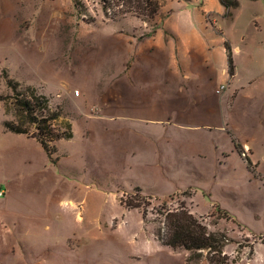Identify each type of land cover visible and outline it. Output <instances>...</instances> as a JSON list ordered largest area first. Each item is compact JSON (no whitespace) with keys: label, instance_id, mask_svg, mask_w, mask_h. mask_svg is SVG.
Wrapping results in <instances>:
<instances>
[{"label":"rangeland","instance_id":"rangeland-1","mask_svg":"<svg viewBox=\"0 0 264 264\" xmlns=\"http://www.w3.org/2000/svg\"><path fill=\"white\" fill-rule=\"evenodd\" d=\"M237 1L228 11L219 0H0V264H264V0ZM164 25L201 38L171 50L170 65L187 78L170 99L158 91L177 78L162 33L142 49ZM212 43L210 61L196 63L194 47ZM3 69L72 123L74 136L51 155L5 130L6 120L25 122ZM129 75L135 109L117 92ZM213 85L212 119L224 135L215 125H170L176 107L194 108L182 96L199 100ZM136 119L152 140L130 137ZM236 138L251 149L238 141L242 158L231 153ZM133 182L156 191L135 196ZM182 205L217 247L160 242L166 213Z\"/></svg>","mask_w":264,"mask_h":264},{"label":"trees","instance_id":"trees-1","mask_svg":"<svg viewBox=\"0 0 264 264\" xmlns=\"http://www.w3.org/2000/svg\"><path fill=\"white\" fill-rule=\"evenodd\" d=\"M178 1L189 3L192 0ZM219 1L228 9V11L239 5L237 0ZM76 7H78L77 4ZM156 13L157 12L154 10L151 16L155 17ZM226 48L229 70L230 73L233 74L234 66L232 52L228 49L229 46L227 43ZM2 74L6 79L8 87L12 91L11 98L15 100V108L17 111L21 112L25 122L23 123L22 121L16 123L14 121L6 120L4 122L6 131L16 134L30 135V137L39 142L42 148L50 155L57 151V143L60 140H69L74 136L72 123L68 118H62L60 108H51L49 97L39 93L32 85L21 84L19 81L11 77L6 69H3ZM3 99L5 98L0 97V101ZM23 124L25 125L23 126ZM27 125L32 128L27 127ZM30 129H33L31 134ZM235 145L238 152L241 153L239 143L235 142ZM244 159L248 165L251 166L252 161L250 158L246 156ZM131 188L132 193L135 194V196L141 198L149 197V194H147L149 191L147 189L139 185H134ZM130 204L134 203H129L128 206H133L136 209L141 207L140 204ZM157 236L164 246H168L174 251L186 250L195 252L205 249L211 250L217 247L215 244V241L217 240L215 234L208 233L206 227L198 223L196 217L193 216L183 205L166 213L163 227L158 230Z\"/></svg>","mask_w":264,"mask_h":264},{"label":"crops","instance_id":"crops-1","mask_svg":"<svg viewBox=\"0 0 264 264\" xmlns=\"http://www.w3.org/2000/svg\"><path fill=\"white\" fill-rule=\"evenodd\" d=\"M219 3H220V1H219ZM163 27H164L163 31L154 33L150 36V38L148 39L149 42L144 44V46H142V49L148 47L150 45V43H153L155 46L160 45L161 41L158 40V33H162L163 40H164V42H166V45L169 47V48L165 47L166 50L168 51L167 55L165 56V64L171 70L169 75L170 76H176L177 78L174 81L171 79V81L169 80L167 82L169 85L166 88L165 92H163V89L161 86H158V91L164 93L167 96V98L170 99L172 92L177 91V92L182 93V90L179 89V88H182L180 84L182 82H184V80H186V78H187V72L182 73L180 71L181 66H178L176 63H175V66L177 68L170 65L171 60H169V59H170L171 50L176 49L177 51H181V49L186 48V43H188L189 41L200 40L201 38L198 35H196V36H198L200 39L199 38H190V37H187L185 34L177 32L176 30H174L170 27H167L165 25ZM221 36H222V34H221ZM146 40H147V38L145 39V41ZM141 43H143V42H141ZM212 45H213V43L211 45H209L206 49H204V47H203L204 45H202V48L199 46H196V47H194V49L187 46V52L189 49H193L197 52V54L199 56H197L195 58L196 63H198V57H202L203 62H208V61H210V55L207 52H209V50L212 48ZM224 51H225V53L227 52L226 42H225V48L224 49L220 48L221 54H223ZM227 71H228V69L226 67V64H224L222 66V68L218 69V72L222 73L223 75L227 74ZM129 72L130 71H128L127 73H129ZM199 72H200V75L202 74L203 76L214 77L215 76L214 73L216 71L215 70H213V71L208 70L207 72H205L204 70L203 71L196 70L195 74L197 76H199ZM131 86H132V81H131V76L129 75L128 79H125V83L122 86V90L117 91V92L122 95V99L126 103H130V105H132V107H134V109H135V108L140 107V104L138 103L137 96L133 93ZM204 89L208 90L209 88H204ZM191 94H192V96H189V98L182 96V98L180 100L186 101V104H191L192 106H194V108H192L191 110H189L190 108L183 110L182 107H180V108L176 107L175 110H176L178 119L174 122L176 125H174L173 123H172L173 125L172 124H170V125L175 126V127L191 126V127H198V128H208V127H212L215 125L216 126L215 129H217L218 135H224L225 132L222 128V125L216 124L214 122V120L212 119L213 108L216 105H218V102L215 101L212 97V94H214V85L211 87V92H207L206 96L204 98H199V100H198L197 96L194 95V93H191ZM183 101H181V102H183ZM144 104H146V102H144ZM147 104H148V102H147ZM149 104H151V103H149ZM158 105H159V101H155V102H153V105H150V107L155 108ZM165 105L166 104L164 103L163 105L158 106V109H160V108L164 109ZM150 107L148 109H150ZM132 109L130 107L128 110L134 111V109L133 110ZM201 109H203L204 111ZM124 113H127V112L125 111ZM186 113H189L190 116H186L185 115ZM129 117H133V116H129ZM150 120L153 121V123H156V121H159V122H157V124L158 123L160 124L161 121H164V119H150ZM132 121L135 123H132V125H130V126L128 125L129 126L128 131L131 132L130 137L139 138V139L144 140V141L145 140H152L149 132H146V130L139 128V126L142 125V123H144L146 120L136 119V120H132ZM153 125L155 126V124H153ZM126 127H127V125H126ZM226 136H229V135L227 134ZM235 140L237 143H239L238 141H240L242 147L246 148V150L249 149V150H247L248 154H249V152H251V149L249 148V144L246 140H240V138L239 139L236 138ZM236 152L241 157L240 153L238 152V150L236 148L235 141H232L231 153L234 154ZM249 158L252 161L253 165L257 167L258 163L254 164V162L252 160V156ZM134 185H139V184L136 182H133L132 186H134ZM139 186L147 189L149 192L150 191H152V192L156 191L152 187H147V186H142V185H139ZM260 248L257 249L256 253L258 252V250Z\"/></svg>","mask_w":264,"mask_h":264}]
</instances>
